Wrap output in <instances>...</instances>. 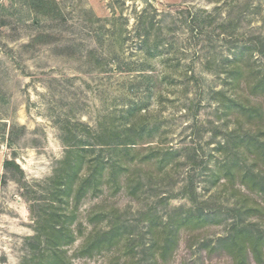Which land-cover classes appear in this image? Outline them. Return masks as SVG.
<instances>
[{"label":"rangeland","instance_id":"rangeland-1","mask_svg":"<svg viewBox=\"0 0 264 264\" xmlns=\"http://www.w3.org/2000/svg\"><path fill=\"white\" fill-rule=\"evenodd\" d=\"M54 2L57 10L51 4L41 13L24 0H0V264L37 263L30 251L33 242L27 241L34 232L23 186L51 176L64 154L60 127L66 121L91 128L120 127L128 110L135 109L150 131L149 145L178 152L180 161L171 177L159 180L153 175L151 189L146 188L139 201L123 194L104 198L106 206L116 205L122 219L131 223L137 244L144 240L147 226L138 212L154 204L161 216L165 202L168 208L187 206L180 195L189 170L183 153L195 154L200 168L211 166L216 158L219 137L213 138L208 123L215 121L216 106L208 92L222 84L205 69V60L229 55L218 24L230 0ZM261 6L264 9V1ZM143 10L153 22L150 43L159 46L151 56L141 49L137 36L136 17ZM197 10L212 13L214 20L192 23L187 12ZM246 24L264 28L259 15L245 17L242 26ZM5 160L14 161L22 175L5 170ZM202 180L197 176L199 192ZM96 202L85 200L80 217ZM224 232L221 225L182 231L165 264H231L214 247ZM79 243L66 249L68 255ZM135 248L134 263L147 264L141 247ZM112 255L72 262L108 264Z\"/></svg>","mask_w":264,"mask_h":264},{"label":"trees","instance_id":"trees-1","mask_svg":"<svg viewBox=\"0 0 264 264\" xmlns=\"http://www.w3.org/2000/svg\"><path fill=\"white\" fill-rule=\"evenodd\" d=\"M24 1L41 13L51 4L57 10L54 0ZM230 1L218 24L229 55L205 60V69L222 84L208 92L216 106L215 121L208 122L213 138L219 137L213 150L216 158L211 166L200 168L195 154L183 153L189 170L180 195L187 206L168 208L165 202L161 216L154 204L138 212L139 221L147 226L144 240L137 244L131 223L122 219L116 205L106 206L104 198L123 194L139 201L145 189H151L154 176L171 177L180 161L178 152L150 146L144 116L135 109L128 110L120 127L91 128L66 121L60 127L64 154L51 176L23 186L34 232L27 241L33 242L30 251L36 264H73V258L100 254H113L108 264H139L133 261L138 246L147 264H165L182 231L219 225L225 232L214 247L231 264H264V28H253L249 22L242 26L249 15H259L264 25V0ZM219 12L214 10L217 16ZM187 15L196 24L214 20L203 10ZM148 17L145 10L136 17V30L141 49L151 56L159 46L150 43L153 22ZM3 167L22 175L14 161L5 160ZM197 176L203 179L200 192ZM88 199L97 202L81 218L80 207ZM79 239V246L68 255L66 249Z\"/></svg>","mask_w":264,"mask_h":264}]
</instances>
